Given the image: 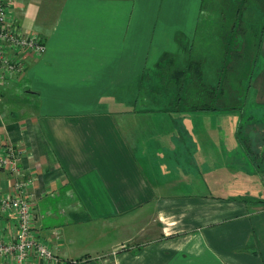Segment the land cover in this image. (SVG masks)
<instances>
[{
  "label": "crops",
  "instance_id": "1",
  "mask_svg": "<svg viewBox=\"0 0 264 264\" xmlns=\"http://www.w3.org/2000/svg\"><path fill=\"white\" fill-rule=\"evenodd\" d=\"M214 2L7 0L45 51L1 86L0 146L21 150L33 232L61 261L264 264V36L237 109L170 111L171 96L139 95ZM197 56L174 64L199 59L205 74ZM15 175L0 172V195Z\"/></svg>",
  "mask_w": 264,
  "mask_h": 264
},
{
  "label": "built area",
  "instance_id": "2",
  "mask_svg": "<svg viewBox=\"0 0 264 264\" xmlns=\"http://www.w3.org/2000/svg\"><path fill=\"white\" fill-rule=\"evenodd\" d=\"M44 51L41 37L18 27L12 21L7 0H0V89L6 80L25 71L28 59H38ZM20 154L12 144L0 146V172L16 173L12 191L0 195V264H28L31 258L43 264H65L66 260L58 259L33 232L34 202L28 191L32 178L18 172Z\"/></svg>",
  "mask_w": 264,
  "mask_h": 264
},
{
  "label": "trees",
  "instance_id": "3",
  "mask_svg": "<svg viewBox=\"0 0 264 264\" xmlns=\"http://www.w3.org/2000/svg\"><path fill=\"white\" fill-rule=\"evenodd\" d=\"M235 26L233 24V31ZM257 41L240 39V48L232 51L231 59L221 62L214 85L205 82L201 60L189 59L183 68H179L174 64L173 54L163 53L155 68L159 82L171 96L168 110L211 111L241 107L255 66ZM223 51L226 54L228 50L223 48ZM142 76L145 81L149 80L147 72ZM65 264L69 261L66 260Z\"/></svg>",
  "mask_w": 264,
  "mask_h": 264
},
{
  "label": "rangeland",
  "instance_id": "4",
  "mask_svg": "<svg viewBox=\"0 0 264 264\" xmlns=\"http://www.w3.org/2000/svg\"><path fill=\"white\" fill-rule=\"evenodd\" d=\"M220 1V3L214 2L213 4L204 3V8L195 9V13L197 12L196 14L199 20L198 25L195 27V36L192 32L194 26L192 27L188 24L185 26V33L187 37L186 40L189 42H186L184 38L181 39V37L178 36L177 39L175 38V42H171L170 46V52H178L176 57L174 56V58H176L175 62L178 65H182L184 60L189 57L199 58L197 54L199 55V53H202L204 58V76L205 80L208 79L209 81H212L214 79L213 77L216 78L215 71L217 68H220L222 65L221 62L231 59L232 51L240 48L238 46L240 45V39L242 37L248 40L258 39L260 46L261 39L264 36V10L259 7V3H248L245 8L240 10L237 9L238 3L235 0ZM190 11L194 12V10ZM233 24L236 25L234 31ZM242 31L244 32L242 33ZM239 36L241 37L238 38ZM179 42H181V45H179ZM188 43H193L194 50L187 47ZM223 48L228 50L226 54ZM154 84L155 87H153ZM159 84H161L159 79H154L153 77V82L147 85L148 90L141 87L139 95L144 96L147 95L146 93H149V95H155L156 97L164 95L170 96V94H167L168 89L166 90L164 85L162 86ZM244 98L246 99V94L243 100ZM243 107L245 106L243 105ZM203 122H205V120H203ZM126 247H130V245H124L122 248L124 249ZM84 259L87 258L83 256L76 260H83L80 262V264H83L85 262ZM101 259L108 260V256H103ZM106 260L101 264H110L108 261L106 262Z\"/></svg>",
  "mask_w": 264,
  "mask_h": 264
}]
</instances>
